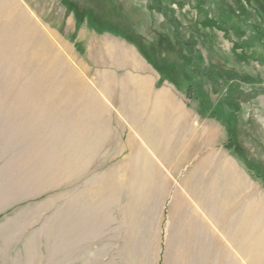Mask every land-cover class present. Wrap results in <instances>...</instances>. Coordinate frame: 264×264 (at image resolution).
Instances as JSON below:
<instances>
[{"label":"rangeland","instance_id":"obj_1","mask_svg":"<svg viewBox=\"0 0 264 264\" xmlns=\"http://www.w3.org/2000/svg\"><path fill=\"white\" fill-rule=\"evenodd\" d=\"M157 232L264 264V0H0V264H152Z\"/></svg>","mask_w":264,"mask_h":264},{"label":"crops","instance_id":"obj_2","mask_svg":"<svg viewBox=\"0 0 264 264\" xmlns=\"http://www.w3.org/2000/svg\"><path fill=\"white\" fill-rule=\"evenodd\" d=\"M162 90H165V91H168V92H170L171 94H172V96H173V99H174V101H175V103H174V106L176 107V108H178V107H180L181 106V111H182V104H184V98L182 97V95H180L179 93H177L176 91H175V89H173V87H171V85L169 84H165V85H162V87L160 88V91H162ZM172 103V99H167V102H166V100L165 101H163V102H155L154 103V105H152L153 107L152 108H156V110H157V108H161L162 107V110H163V112H164V108L165 107H167V105H166V103L168 104V103ZM180 105V106H179ZM180 109V108H179ZM180 111V110H179ZM186 114V111L184 112V111H182V113L181 114H179L178 115V117H180L181 116V119H180V122H182V120H183V123L185 124V122L186 123H188L187 122V118H188V115H185ZM179 123V122H178ZM178 123H176L175 125H178ZM180 124V123H179ZM195 125V124H194ZM182 127H179V128H177V131H176V133L179 131L178 129H181ZM132 133H134V132H132ZM181 134V132L179 131L178 132V134ZM133 142V141H132ZM141 142H144L143 140H141ZM140 143V142H139ZM167 143V142H166ZM133 144H135V145H138L139 146V144H138V142H135V140H134V142H133ZM147 147V149L148 150H150V148L151 147H149V146H146ZM228 159H229V163H227L228 164V166L230 167V168H233L234 169V171L235 172H237V174L238 175H242L244 178H246L247 180H249L250 182H251V175L249 174V172L241 165V163L239 162V161H237L236 160V158H233V157H230V156H228L227 157ZM186 163V162H185ZM231 164H233V165H231ZM185 165H187V166H191L190 168H188V170L187 171H184V170H180L179 171V173H178V178L180 177V178H183V177H187V176H189L190 174H192L193 173V170L195 169V167L198 165V163L197 162H195V165H192V163L190 164V163H186ZM233 166V167H232ZM184 171V172H183ZM182 181H183V179H182ZM179 188H180V190H178L180 193V195L182 196V197H185L193 206H196L195 204H194V202H193V200L190 198L191 196L189 195V194H187V193H184L183 191H182V188L179 186ZM178 188V189H179ZM181 191L183 192V193H181ZM170 193H172V189H171V192ZM198 209H199V207H198ZM199 211L201 212V213H203L200 209H199ZM204 215V214H203ZM115 219H118L119 220V218L118 217H115ZM120 221V220H119ZM157 221H158V230H163L162 228H164L165 230L164 231H166V230H168V226H165V224L167 223V218H165V210H162V212H161V215L159 216V217H157ZM151 243L152 244H154L155 245V260H154V262L152 263V264H161V262H162V260H161V249H162V246H163V243H164V241H163V238H162V234H159L158 232L155 234V235H153L152 236V239H151ZM164 245H165V243H164Z\"/></svg>","mask_w":264,"mask_h":264}]
</instances>
